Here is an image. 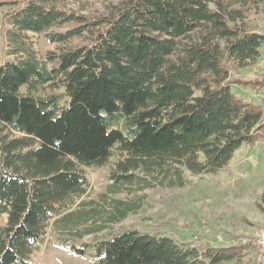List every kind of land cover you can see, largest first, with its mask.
Segmentation results:
<instances>
[{
  "label": "trees",
  "instance_id": "trees-1",
  "mask_svg": "<svg viewBox=\"0 0 264 264\" xmlns=\"http://www.w3.org/2000/svg\"><path fill=\"white\" fill-rule=\"evenodd\" d=\"M64 2L10 3V49L0 61V264H26L51 232L77 256L92 252L97 264L232 261L236 249L200 251L137 229L80 241L139 210L108 192L149 188L160 177L183 186L184 170L216 173L237 149L264 140V99L233 90H260L264 81L234 78L209 44L225 39L230 59L257 60L264 35L238 21L241 8L264 0H122L94 17ZM201 29L208 37L198 43L192 34ZM29 33L58 49L39 56ZM115 149L113 183L92 198L83 167L106 165Z\"/></svg>",
  "mask_w": 264,
  "mask_h": 264
},
{
  "label": "rangeland",
  "instance_id": "rangeland-1",
  "mask_svg": "<svg viewBox=\"0 0 264 264\" xmlns=\"http://www.w3.org/2000/svg\"><path fill=\"white\" fill-rule=\"evenodd\" d=\"M13 1L21 0H0V61L8 58L10 49L5 35L12 25L9 13ZM121 1L65 0L64 3L77 13L94 17L110 15ZM241 9L243 18L238 24L264 35V2ZM29 37L41 57L59 47L49 42L44 34L29 33ZM207 37L205 29L192 34V39L198 43H203ZM209 40L210 45L219 46L223 63L231 67L234 78L264 81V44L257 60L242 63L229 58L225 39ZM182 54L178 51L170 58L177 60ZM233 90L256 103L264 99V87L259 90L235 85ZM21 91L26 92V87ZM47 92L49 89L38 94ZM118 156L119 151L115 149L106 165L83 167L90 180V197L100 199L107 193L108 186L113 183L111 169ZM160 180L161 177L154 180V186L145 189L128 184L118 187L116 193L108 192L111 197L139 203V210L103 232L86 236L80 244L96 243L122 230L137 229L172 237L181 245L195 246L200 251L236 249L238 256L225 264H264V251L256 244L258 233L264 230V140L237 149L233 159L216 173L193 174L184 170L183 186L170 187ZM5 223L6 215H1L0 225ZM93 257L92 252L77 256L51 232L26 264H97Z\"/></svg>",
  "mask_w": 264,
  "mask_h": 264
},
{
  "label": "built area",
  "instance_id": "built-area-1",
  "mask_svg": "<svg viewBox=\"0 0 264 264\" xmlns=\"http://www.w3.org/2000/svg\"><path fill=\"white\" fill-rule=\"evenodd\" d=\"M256 244L261 247L262 251H264V230H261L258 233Z\"/></svg>",
  "mask_w": 264,
  "mask_h": 264
}]
</instances>
